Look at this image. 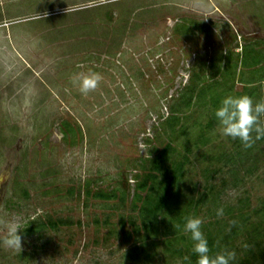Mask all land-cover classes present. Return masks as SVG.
I'll return each instance as SVG.
<instances>
[{"label":"rangeland","instance_id":"374dc122","mask_svg":"<svg viewBox=\"0 0 264 264\" xmlns=\"http://www.w3.org/2000/svg\"><path fill=\"white\" fill-rule=\"evenodd\" d=\"M245 48L260 62L235 67ZM190 87L204 91L186 107ZM217 96L241 111L211 123ZM166 146L162 166H183L162 214L186 220L178 238H106L122 218L132 230L142 167ZM48 217L71 226L24 233ZM256 243L264 0H0V264H190L175 251L193 246L231 264Z\"/></svg>","mask_w":264,"mask_h":264},{"label":"trees","instance_id":"16d2710c","mask_svg":"<svg viewBox=\"0 0 264 264\" xmlns=\"http://www.w3.org/2000/svg\"><path fill=\"white\" fill-rule=\"evenodd\" d=\"M260 53L256 52L253 48H245L242 50V58L237 57L235 59L236 64L240 63L244 67H251L257 65L260 62ZM224 72V73H223ZM227 73V70H223L220 74L221 77H224V74ZM228 74V73H227ZM204 89H196L195 87H190L185 90V94L180 97L181 103L186 107H189L193 100V94H196V97L200 96ZM227 101H222L221 97L217 96L213 99V104L215 105L216 111L212 113L213 118L211 123L217 118L222 117L225 120L231 118L234 114L241 111L242 107L239 105L235 107H230ZM231 104V103H230ZM260 115V113H259ZM177 120L176 117L171 116L167 123H173ZM254 125L251 122L249 125H246L242 129V133L246 132L248 128H251ZM170 147L166 146L160 153L154 156V158L149 162V166L142 167V180L137 183L136 193L132 199V205L134 210H136L137 215L134 219L129 218L128 221L132 226L130 233L126 231V223L124 218L120 219L118 222L117 230L109 227V235L106 236L112 237L114 234L122 235L123 240L132 239L133 242L139 244V247L147 245V240L154 239L157 236L160 229H164L163 235H172L175 238H178L179 228L185 225L183 216H178L176 219L175 226L171 227L166 223L163 218V212L170 206L173 195L174 188L179 182V179L182 176L183 166L180 163L171 165V168H164L162 162L166 160L168 151ZM140 192H146L144 198L141 197ZM87 197H92L94 199L108 201L113 199L114 195H106L103 193H92L86 192ZM137 202H140V205L137 206ZM96 224H100L98 220L95 221ZM106 226L109 225L108 220L103 222ZM71 222L67 219H51L50 217L46 220L33 221L24 231L25 234H32L41 230H59L62 227H70ZM19 236V235H17ZM184 239V238H183ZM173 242H176V239L170 240L166 239L165 243L167 247H172ZM256 251L251 252L250 257L241 261H234L231 264H264V243H256ZM175 253L186 257L189 259L190 264H219L215 263L212 260V257L207 255L205 250H200L196 246H193L192 249L187 248H176Z\"/></svg>","mask_w":264,"mask_h":264}]
</instances>
